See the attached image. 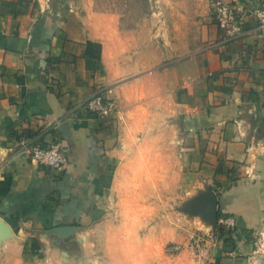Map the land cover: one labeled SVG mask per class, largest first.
Returning a JSON list of instances; mask_svg holds the SVG:
<instances>
[{"label":"crops","instance_id":"crops-1","mask_svg":"<svg viewBox=\"0 0 264 264\" xmlns=\"http://www.w3.org/2000/svg\"><path fill=\"white\" fill-rule=\"evenodd\" d=\"M166 1L175 17L200 23V44L151 43L145 29L123 28L118 14L95 10L94 0H74L65 12L53 0H0V219L11 231L0 239V264L86 258L83 234L107 211L139 103L173 105L182 164L217 194L218 222H232L220 223L225 235L211 264H224L222 256L227 264L264 259V151L254 134L264 121V31L248 16L246 34L221 44L212 0ZM102 86L116 115L80 106ZM29 137L64 145L67 167L16 152Z\"/></svg>","mask_w":264,"mask_h":264},{"label":"rangeland","instance_id":"rangeland-1","mask_svg":"<svg viewBox=\"0 0 264 264\" xmlns=\"http://www.w3.org/2000/svg\"><path fill=\"white\" fill-rule=\"evenodd\" d=\"M53 1L65 12L74 0ZM94 8L118 14L123 28L145 29L143 35L157 45L169 47V40L182 39L187 48L202 41L200 23L175 17L166 0H94ZM154 13L160 18L155 16V23ZM210 14L214 17L213 8ZM140 104L131 116L125 149L110 180L107 211L101 223L86 227V258L76 264H211L215 248L222 245L221 225L218 219L216 224L208 221L204 212L195 213L205 188L191 177L177 152V140L183 136L180 117L170 103L164 110ZM260 124L261 130L254 134L261 137L256 142L264 151V121ZM260 247L264 257V240ZM222 258L224 264L230 262L227 256Z\"/></svg>","mask_w":264,"mask_h":264},{"label":"built area","instance_id":"built-area-1","mask_svg":"<svg viewBox=\"0 0 264 264\" xmlns=\"http://www.w3.org/2000/svg\"><path fill=\"white\" fill-rule=\"evenodd\" d=\"M212 4L214 18L222 35L219 41L221 44L235 41L246 34L242 24L248 16L255 17L258 29L264 31V0H212ZM106 92V87H100L80 106L102 117L116 115V102ZM16 152L25 154L32 162L54 169H64L69 163L68 151L64 145L55 142L44 146L38 137L22 139ZM229 220L221 219L220 223L232 224Z\"/></svg>","mask_w":264,"mask_h":264},{"label":"water","instance_id":"water-1","mask_svg":"<svg viewBox=\"0 0 264 264\" xmlns=\"http://www.w3.org/2000/svg\"><path fill=\"white\" fill-rule=\"evenodd\" d=\"M204 212L208 221L216 224L218 219V196L212 189H207L196 206L195 213ZM0 239L10 235L11 231L6 223L0 219ZM67 230V229H64Z\"/></svg>","mask_w":264,"mask_h":264},{"label":"trees","instance_id":"trees-1","mask_svg":"<svg viewBox=\"0 0 264 264\" xmlns=\"http://www.w3.org/2000/svg\"><path fill=\"white\" fill-rule=\"evenodd\" d=\"M144 2H146V3H148V0H143ZM221 216V213L219 212L218 213V218ZM225 235V231H224V229H223V227L221 226L220 227V231H219V237H222V236H224Z\"/></svg>","mask_w":264,"mask_h":264},{"label":"bare ground","instance_id":"bare-ground-1","mask_svg":"<svg viewBox=\"0 0 264 264\" xmlns=\"http://www.w3.org/2000/svg\"><path fill=\"white\" fill-rule=\"evenodd\" d=\"M135 205V204H134Z\"/></svg>","mask_w":264,"mask_h":264}]
</instances>
